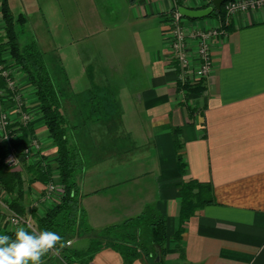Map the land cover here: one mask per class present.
Here are the masks:
<instances>
[{
  "label": "crops",
  "instance_id": "crops-1",
  "mask_svg": "<svg viewBox=\"0 0 264 264\" xmlns=\"http://www.w3.org/2000/svg\"><path fill=\"white\" fill-rule=\"evenodd\" d=\"M128 1V24L133 28L128 47L115 58H104L101 67V74L114 80L110 88L116 91L120 115L106 125L95 120L74 128L83 156L91 155L75 175L86 224L99 218L115 224L152 205L166 216L170 236L178 226V185L189 177L210 184L214 202L186 220L180 242L183 255L178 256L172 243L164 263L264 264V7L236 13L229 31L212 40L211 70L204 92L191 98L196 111L189 117L184 107L189 101L180 100L168 61L165 30L171 1ZM207 1L187 0L183 6L202 8ZM194 22L207 26L213 19ZM121 59L126 61L121 64ZM95 68L86 65L88 80V74L95 76ZM19 84L29 114L36 117L38 147L31 153L35 159L42 154L51 163L55 148L32 90ZM72 95L82 97L83 92ZM62 104L69 124H80L83 118L75 105ZM0 108L17 115L11 100ZM174 132L186 164L184 175L177 166ZM142 148L145 163L137 165L132 161ZM42 188L33 182L30 194L40 197ZM85 264L125 263L117 251L106 247ZM130 264L148 261L139 256Z\"/></svg>",
  "mask_w": 264,
  "mask_h": 264
},
{
  "label": "trees",
  "instance_id": "trees-1",
  "mask_svg": "<svg viewBox=\"0 0 264 264\" xmlns=\"http://www.w3.org/2000/svg\"><path fill=\"white\" fill-rule=\"evenodd\" d=\"M132 1V0H130ZM227 2V1H226ZM218 11L212 12L197 20L206 18L215 19L216 22H222L224 19L223 6ZM211 5V0L202 8ZM178 6H181L180 4ZM197 8V9H202ZM173 9V8H172ZM171 11V8H170ZM0 17L3 22L2 31L0 32V65L5 62L3 55L9 54V65L16 68L7 76L0 73V89L4 91V97L7 99L21 93V85L18 84L17 78L14 80L17 87L11 92L7 86V78L15 77L20 74L23 78V85L28 86L33 93L37 112L40 120L46 128V132L51 139L55 148V154L52 162H47L46 157L40 154L36 160L28 164L21 158V168H8L3 159L10 150H15L30 146L35 139V122L34 120H22L18 118L14 122H9L4 128L6 137H0V187L8 196L7 203L10 209L15 212H23L27 207L25 201L26 190L30 189V184L35 181L47 182L53 178L52 171L55 170V178L59 181L62 193L58 199L47 206L44 211L38 212L31 209V215L35 231L49 230L58 233L64 239H72L82 235L90 236L89 243L85 248L68 250L62 254L64 264L74 262L85 264L90 261L93 255L100 249L110 247L117 251L125 264H130L134 259L143 256L147 259L148 264H165L164 257L169 252V245L173 247L180 256L183 250L180 247L181 234L185 227L186 220L194 212L204 205L214 202L213 190L210 184L199 182L193 178L183 179L178 185L179 208H178V226L177 229L169 236L167 234L166 216L159 212L154 206L147 205L139 214L127 217L120 223L105 226L98 234H91L85 220V212L80 205V195L75 180L77 172L85 166L83 153L74 139V128L86 125V117L80 124L70 125L66 111L62 104L63 93L55 84L51 74L48 71L44 53L40 50L35 40L25 44L18 41V26L22 25L25 17L22 13L14 16L8 0H0ZM188 20L194 18L187 17ZM223 24V23H222ZM229 31L231 24L222 25ZM8 62V61H7ZM6 70V68H0ZM91 73V72H90ZM90 87L82 97L87 98L90 103L89 113L101 118L94 120L103 125L109 124L110 121L120 115V107L117 103L115 93L110 87L100 88L93 82L92 74H88ZM181 86L177 82V88ZM187 93L200 95L205 90L203 79L195 80L191 83L182 85ZM100 93V94H99ZM76 97V96H74ZM78 95L75 99L82 98ZM184 107L189 117L196 111L191 105L184 102ZM23 108V110L21 109ZM28 106L21 107L20 112H25ZM19 112V113H20ZM20 117V114H19ZM106 120V121H105ZM92 121V120H91ZM174 146L176 148V160L179 172L184 175L186 164L181 154V143L177 132L173 136ZM27 175V180L24 177ZM25 192V193H24ZM0 234L13 235V229H2ZM57 249L62 251L65 248ZM50 252L43 257V263L50 259Z\"/></svg>",
  "mask_w": 264,
  "mask_h": 264
},
{
  "label": "rangeland",
  "instance_id": "rangeland-1",
  "mask_svg": "<svg viewBox=\"0 0 264 264\" xmlns=\"http://www.w3.org/2000/svg\"><path fill=\"white\" fill-rule=\"evenodd\" d=\"M10 9L14 16H17L19 13H22L25 17V21L22 25L18 26L20 29L18 33V41L20 44H25L31 40H35L40 50L44 53V57L46 60V64L48 67V71L51 74L53 81L55 84L61 89L63 93L62 103H70V106L77 109V113L79 112L82 118L86 119V125L90 126L89 122L95 121L96 118H101V115H97L100 113L99 111H95V115L89 113L90 103L87 98H80L78 101H74L75 97H73L72 93H85L90 87L89 80L86 75V65H90L92 70H94V66L97 67L96 74L92 78L93 82L100 86V88H106L107 86H112L114 80L110 77V74H101L103 71L102 65L105 64L104 58H115L117 53L123 49V47H128V43L130 40V33H132V29L128 22L131 20L130 13L128 10L131 6L128 0H8ZM238 13V12H237ZM168 19L170 18L171 11L167 12ZM185 19V18H184ZM186 20L187 25L196 24L193 20ZM215 22L216 20L213 19ZM192 24H190V23ZM167 27L169 25H166ZM188 26V27H189ZM3 22L0 17V32L2 31ZM190 45V55L191 52H194V46L192 43ZM124 50V49H123ZM126 50V49H125ZM128 50V48H127ZM126 50V51H127ZM5 62L0 65V68H6V71L10 74L16 68H12L9 64V54L5 53L3 55ZM191 62L195 66L197 63L195 58L191 55ZM8 61V62H7ZM112 61V60H110ZM126 60L121 59V64ZM170 65L175 71V87L176 91L180 96V92L182 97L180 96V100L189 101L188 105H191V98L195 94L187 93L186 89L182 86H178L177 88V78H178V66L175 62H171ZM112 64V62H110ZM98 65V66H97ZM194 66L190 67V74L193 73ZM102 67V68H101ZM107 72L108 68L106 69ZM17 78L18 84L23 82L22 76L18 74L13 77V79ZM205 80V79H203ZM116 81V80H115ZM179 83V82H178ZM28 87V86H27ZM183 88V89H181ZM22 89V88H21ZM24 93V92H23ZM116 91L113 89V94ZM100 94V93H99ZM17 96V99L15 98ZM14 96V100L7 99L4 97V91L0 89V104L3 102H7V100H11L15 105V113L9 114L3 108H0V137L2 128L9 122H13V120H17L19 117L20 111L18 110V104L20 102L21 107L27 106V101L24 100L22 93L20 90L17 95ZM23 110V108H21ZM28 114L29 110H24ZM97 112V113H96ZM31 116V114H29ZM35 121L36 117L32 116L30 119ZM92 120V121H91ZM94 126H97L93 124ZM97 128V127H96ZM113 126L110 125L109 130ZM96 137H99L97 132H94ZM121 134V132H120ZM36 136V135H35ZM1 140V139H0ZM38 144L37 138H35ZM38 146H35V148ZM33 150V149H32ZM31 150V152H32ZM30 151V150H29ZM14 154L16 158L19 159L18 165L12 167L18 168L21 165V158L24 162L31 163L36 160L32 153L27 152V157L24 156L23 150L15 149ZM136 156V160L132 162L137 165H143L145 163L146 150L142 148L139 150ZM22 155V157H20ZM85 161H89L91 159L90 154H86L84 156ZM147 161V159H146ZM22 167V165H21ZM53 178L47 182L35 181L43 184V188L41 189L40 197H34L30 193V190H26L28 193H25V201L27 202V207L23 210V212H15L10 209L7 203L8 196L4 193L2 188L0 190L3 195V203L4 206L0 205V227L2 229H13L23 226V225H12L7 221V217L12 213L19 215L23 218L27 223L33 226V219L29 214L31 209H35L38 212L44 211V209L53 203V200L59 198L62 193L61 184L55 178V170L52 171ZM24 177L27 180V175L24 173ZM49 185H52L53 188L48 191L47 188ZM107 218H99L98 221L92 224H87L89 233L98 234L105 226L111 225L112 223H108ZM118 221L117 223H120ZM89 235V234H88ZM82 235L80 237L72 238V239H64V247L62 251H50V259L48 261L59 262V264H64V260L62 259V254L68 252V250H73L74 248L80 249L85 248L88 243L90 236ZM172 244V243H171ZM57 247V246H56ZM62 248V249H63ZM169 252L165 255L164 261L168 259L171 254V247H168ZM178 256H180V249H178Z\"/></svg>",
  "mask_w": 264,
  "mask_h": 264
},
{
  "label": "built area",
  "instance_id": "built-area-1",
  "mask_svg": "<svg viewBox=\"0 0 264 264\" xmlns=\"http://www.w3.org/2000/svg\"><path fill=\"white\" fill-rule=\"evenodd\" d=\"M172 3L170 18L168 19L167 29L165 30L166 35V46L168 59L171 62H175L178 66V82L180 85H185L191 83L195 80L205 79L212 66V54H211V42L215 38L222 37L226 34V30L222 25L230 24L232 16L237 12L246 11L250 9H257L264 7V0H230L227 1L224 6V19L221 22H215L207 25L201 26L199 24L187 25L184 17L178 12L179 4L183 6V3L187 0H170ZM209 2V0L207 1ZM173 8V9H172ZM170 11V10H169ZM190 23V22H189ZM223 23V24H222ZM192 24V23H190ZM189 26V27H188ZM194 46V52L191 55L195 58L196 65L194 66L191 62L190 55V44ZM194 66L193 73L190 74V67ZM0 73L3 76H7L9 73L6 70H1ZM7 86L11 92L15 91L17 83L12 78H7ZM183 89V88H181ZM182 92V91H181ZM180 92V96L182 97ZM15 96V95H14ZM13 96V100H14ZM17 99V96H15ZM20 102L18 104V110L20 111ZM20 118L22 120H28L29 114L27 112H20ZM4 127L1 131V136L6 137L4 128L6 126V121ZM38 146L37 141L34 139L30 146H25L21 148L24 152V156L27 157V152L30 154L32 148ZM30 150V151H29ZM14 150H10L4 157L3 162L8 168H12L19 163V159L16 158ZM53 188L49 185L47 190L50 191ZM0 205L4 206L3 195L0 190ZM7 221L12 225H23L27 226V221L21 218L19 215L12 213L7 217ZM16 221V223H14Z\"/></svg>",
  "mask_w": 264,
  "mask_h": 264
},
{
  "label": "clouds",
  "instance_id": "clouds-1",
  "mask_svg": "<svg viewBox=\"0 0 264 264\" xmlns=\"http://www.w3.org/2000/svg\"><path fill=\"white\" fill-rule=\"evenodd\" d=\"M58 244L64 247L63 237L56 232L32 230L30 223L19 226L13 235L0 234V264H43L50 251H59Z\"/></svg>",
  "mask_w": 264,
  "mask_h": 264
},
{
  "label": "water",
  "instance_id": "water-1",
  "mask_svg": "<svg viewBox=\"0 0 264 264\" xmlns=\"http://www.w3.org/2000/svg\"><path fill=\"white\" fill-rule=\"evenodd\" d=\"M226 1L230 0H211V5L202 9H189L184 6H180L178 7V12L184 17L198 19L209 15L213 9L218 11L221 5Z\"/></svg>",
  "mask_w": 264,
  "mask_h": 264
}]
</instances>
